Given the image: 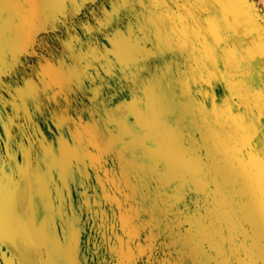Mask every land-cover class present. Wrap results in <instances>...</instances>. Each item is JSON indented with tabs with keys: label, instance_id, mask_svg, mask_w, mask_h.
<instances>
[{
	"label": "rangeland",
	"instance_id": "1",
	"mask_svg": "<svg viewBox=\"0 0 264 264\" xmlns=\"http://www.w3.org/2000/svg\"><path fill=\"white\" fill-rule=\"evenodd\" d=\"M0 264H264V0H0Z\"/></svg>",
	"mask_w": 264,
	"mask_h": 264
},
{
	"label": "snow or ice",
	"instance_id": "2",
	"mask_svg": "<svg viewBox=\"0 0 264 264\" xmlns=\"http://www.w3.org/2000/svg\"><path fill=\"white\" fill-rule=\"evenodd\" d=\"M118 2H119V3H123V2H125V0H118Z\"/></svg>",
	"mask_w": 264,
	"mask_h": 264
}]
</instances>
